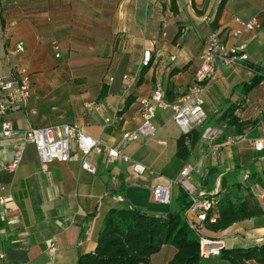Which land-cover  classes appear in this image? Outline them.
Here are the masks:
<instances>
[{
    "label": "crops",
    "instance_id": "obj_1",
    "mask_svg": "<svg viewBox=\"0 0 264 264\" xmlns=\"http://www.w3.org/2000/svg\"><path fill=\"white\" fill-rule=\"evenodd\" d=\"M219 3L0 0V76H9L13 67H26L32 80L29 108L37 111L29 116L16 110L7 120L19 130L75 123L89 137L120 152L110 163L105 154L83 156L73 144L69 162L44 165L35 146L27 145L18 169L10 173L6 165L14 158L17 139L0 140V198L5 202L0 206V264H77L81 255L95 251L108 213L121 203L148 215H167L170 204L156 201L153 191L177 181L187 164L200 169L192 176L197 192L210 195L221 192L223 178L230 187L245 183L246 175H264V149L258 152L249 142L231 144L229 139L240 134L227 117L234 110L244 126L242 135L264 143V80L244 91V85L264 76V0H229L213 33ZM236 18H257L261 28L233 38L232 32L240 29ZM212 34L229 46L245 45L249 59L217 69L204 96L205 126L186 136L170 109L159 110L153 121L156 139L126 142L124 134L142 125L140 100L150 97L156 85L166 93L173 86L179 98L193 85ZM19 45L23 52L17 51ZM146 51L152 52L149 68L142 65ZM131 79H136L134 85ZM89 102H95L98 111L88 112ZM208 127L222 135L213 142L204 140ZM213 147L219 148L217 160ZM84 160L96 168L95 175L82 168ZM246 162L248 172L242 168ZM135 164L150 172L135 173ZM174 187L170 199L178 194ZM252 190L264 208L262 191L258 186ZM210 236L227 247L261 243L264 216ZM52 245L57 248L54 257L49 254ZM174 255L175 249L166 246L150 264H168Z\"/></svg>",
    "mask_w": 264,
    "mask_h": 264
},
{
    "label": "built area",
    "instance_id": "obj_2",
    "mask_svg": "<svg viewBox=\"0 0 264 264\" xmlns=\"http://www.w3.org/2000/svg\"><path fill=\"white\" fill-rule=\"evenodd\" d=\"M235 23L240 29L232 32L233 38H238L244 32H252L261 28L257 18L250 21H242L236 18ZM53 50L56 58H60V47L54 43ZM18 52H23V46L19 45ZM249 59L246 54L245 45L229 46L222 41L218 35L212 34L209 36L205 50L201 55V63L196 72L193 85L188 91L176 101L169 103L166 98V92L161 84L156 85L152 95L148 98L140 100L142 110V125L134 133H126L123 139L126 142H134L139 138L156 139L158 130L153 121L160 110L170 109L173 112V121L180 128L184 135H189L195 128L204 127L207 122V114L204 109L205 93L210 81L213 80L217 69L221 65L235 66L247 62ZM152 52L144 53L142 65L147 67L151 64ZM127 79V77H125ZM136 79H131V84L134 85ZM32 94V80L29 71L26 67H13L11 73L7 77L0 76V140L17 139L14 146V158L6 165L8 172H15L23 158L24 149L27 145H34L41 162L44 165L52 163L56 160L69 162L72 159V145L76 144L83 156L87 157L92 152L105 154L106 160L114 163L120 157V152L116 149L101 144L93 138L86 135L81 127L75 123H61L49 127L36 128L30 126L28 129L19 130L7 120V115L16 110H23L27 115L35 116L37 111L29 108V101ZM88 112L98 111L95 102H89L85 106ZM109 122V121H107ZM222 135V131L213 128H205L202 134L204 140L213 142L218 136ZM231 144H240L249 142L253 148L260 152L264 149V143L260 140H249L246 135H240L235 138H230ZM161 145H166L165 141L160 142ZM213 156L217 160L219 148H212ZM125 157V161H129ZM82 168L95 175L96 168L89 162L84 160ZM135 173L144 175L150 170L142 164L134 165ZM199 167L185 165L180 173L177 181H171L168 187L158 186L154 189V197L156 201L169 205L171 202L172 188L180 184L191 196L192 206L188 212L196 215V223L191 225L195 231H199L202 227V222L206 219V212L211 208V201L205 199L208 193L197 192L196 187L192 183L194 173H199ZM249 176L246 175L245 179ZM196 194V195H195ZM212 195V194H211ZM5 205L3 199L0 198V206ZM1 232V230H0ZM219 245L217 249H210L212 241L206 238H201V256L204 259L218 256L224 246L222 241L215 242ZM57 248L52 245L49 249L51 257L56 255Z\"/></svg>",
    "mask_w": 264,
    "mask_h": 264
},
{
    "label": "trees",
    "instance_id": "obj_3",
    "mask_svg": "<svg viewBox=\"0 0 264 264\" xmlns=\"http://www.w3.org/2000/svg\"><path fill=\"white\" fill-rule=\"evenodd\" d=\"M228 1L220 0L211 24L213 33L219 29ZM263 80L264 76L256 77L244 85V91L248 93ZM169 88L166 98L172 103L179 96L173 92V86ZM233 111L227 117L236 132L242 135L243 123L233 116ZM249 166L250 163L246 162L242 168L248 172ZM245 180V183L237 182L229 187L228 178H223L221 192L217 195L207 194L205 199L210 200L212 205L199 231L191 228L196 223V215L188 212L192 206V196L180 184H177L178 194L171 199V209L165 216L148 215L125 202L121 203L108 213L99 232L95 251L81 255L77 264H150L152 258L166 246L175 249V255L168 264H264V241L252 245L238 242L232 247L224 243L218 256L209 259L201 256V238L215 240L211 234L224 232L236 224L264 216V208L252 190V186H258L264 196V175L256 178L252 174ZM85 233L86 228L82 236Z\"/></svg>",
    "mask_w": 264,
    "mask_h": 264
},
{
    "label": "rangeland",
    "instance_id": "obj_4",
    "mask_svg": "<svg viewBox=\"0 0 264 264\" xmlns=\"http://www.w3.org/2000/svg\"><path fill=\"white\" fill-rule=\"evenodd\" d=\"M217 159H218V157H217ZM216 163H217V161H216ZM177 190H178V185H176V186L174 187V193H175ZM197 193H198V192H196V194H197ZM210 193H212V192H210ZM217 193H219V192L217 191ZM217 193H215V194H217ZM196 194H195V195H196ZM210 241H212V244H211V246L208 247V250L219 248V245H218L217 243H215V242H218V241H216V240H210Z\"/></svg>",
    "mask_w": 264,
    "mask_h": 264
}]
</instances>
